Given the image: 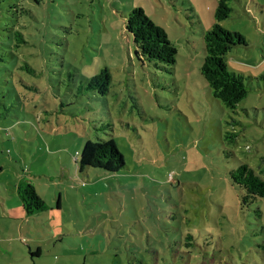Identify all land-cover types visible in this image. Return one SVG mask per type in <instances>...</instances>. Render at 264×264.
Here are the masks:
<instances>
[{"label":"rangeland","instance_id":"rangeland-1","mask_svg":"<svg viewBox=\"0 0 264 264\" xmlns=\"http://www.w3.org/2000/svg\"><path fill=\"white\" fill-rule=\"evenodd\" d=\"M216 5L0 0V264H264V198L242 207L228 175L247 164L264 180V0L230 1L220 23L246 39L225 55L247 88L234 109L200 74ZM132 8L164 29L173 73L135 54ZM103 69L105 95L88 88ZM109 139L124 168L79 172L85 143ZM29 183L46 208L31 216Z\"/></svg>","mask_w":264,"mask_h":264},{"label":"trees","instance_id":"trees-1","mask_svg":"<svg viewBox=\"0 0 264 264\" xmlns=\"http://www.w3.org/2000/svg\"><path fill=\"white\" fill-rule=\"evenodd\" d=\"M230 1L235 0H217L213 15L214 23L210 30L202 34L203 59L200 74L211 88L213 96L219 99L227 109H234L245 99L247 88L244 84V76L235 73L227 66L225 55L233 47L246 46V39L239 32L229 31L220 25L222 21L231 17L232 9L228 6ZM15 12L16 17H18L17 13L31 16V13L22 8L19 3L15 6ZM0 15L3 14L0 13ZM6 21L10 22L11 19L6 17ZM18 26L20 27V24ZM124 28L132 37L138 57L154 64H163L167 66L165 70L173 73L176 49L168 40L163 28L155 25L141 8L130 9L125 15ZM14 33L18 37L16 47L20 44L27 45L23 33L19 30ZM109 85L110 75L107 69H103L88 81V88H97L103 95L108 92ZM259 164V173L264 174V157L260 158ZM124 166V158L113 139L87 141L78 161L79 172L92 168L115 174ZM228 175L232 184L240 190L239 199L242 207H247L257 199L264 198V180L247 164H240L237 168L230 170ZM17 194L27 216L46 209L32 185L25 184L18 187ZM261 248L264 255V242ZM38 254L37 251L31 253V256Z\"/></svg>","mask_w":264,"mask_h":264},{"label":"crops","instance_id":"crops-1","mask_svg":"<svg viewBox=\"0 0 264 264\" xmlns=\"http://www.w3.org/2000/svg\"><path fill=\"white\" fill-rule=\"evenodd\" d=\"M78 153V152H77ZM30 184V183H29ZM33 188H34V191H35V193H36V195L40 198V196L38 195V193H37V191H36V188L33 186ZM18 195V194H17ZM41 200H42V198H40ZM45 204V203H44ZM23 210V209H22ZM45 211V210H44ZM38 251V250H37ZM39 252V251H38ZM37 256H39V254L37 255Z\"/></svg>","mask_w":264,"mask_h":264},{"label":"built area","instance_id":"built-area-1","mask_svg":"<svg viewBox=\"0 0 264 264\" xmlns=\"http://www.w3.org/2000/svg\"><path fill=\"white\" fill-rule=\"evenodd\" d=\"M78 156H79L78 153H76V154H75V160H77V157H78Z\"/></svg>","mask_w":264,"mask_h":264},{"label":"water","instance_id":"water-1","mask_svg":"<svg viewBox=\"0 0 264 264\" xmlns=\"http://www.w3.org/2000/svg\"><path fill=\"white\" fill-rule=\"evenodd\" d=\"M135 54H136V52H135Z\"/></svg>","mask_w":264,"mask_h":264}]
</instances>
